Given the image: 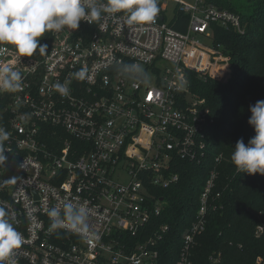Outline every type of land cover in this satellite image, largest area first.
<instances>
[{
	"label": "built area",
	"instance_id": "2783aa9c",
	"mask_svg": "<svg viewBox=\"0 0 264 264\" xmlns=\"http://www.w3.org/2000/svg\"><path fill=\"white\" fill-rule=\"evenodd\" d=\"M159 7L152 25L129 28L105 14L93 24L81 21L77 30L55 32L39 58L0 44V66L22 75L20 89L0 90V126L10 133L8 159L0 164V206L24 237L10 258L14 264L156 262L169 231L156 222L164 209L156 193L179 182L180 161L203 162L212 124L186 73L224 79L231 60L215 43L214 28L246 29L239 14L206 0H159ZM180 15L188 18L185 31L174 28L185 24ZM118 61L140 63L150 86L121 75ZM82 66L90 78L78 81L71 74ZM66 79L70 95L62 97L52 85ZM216 181L212 172L177 264H192L196 239L220 196ZM67 202L87 206L86 237L68 228L50 231L46 210ZM254 233L264 238V223ZM123 236L142 240L133 245Z\"/></svg>",
	"mask_w": 264,
	"mask_h": 264
},
{
	"label": "trees",
	"instance_id": "16d2710c",
	"mask_svg": "<svg viewBox=\"0 0 264 264\" xmlns=\"http://www.w3.org/2000/svg\"><path fill=\"white\" fill-rule=\"evenodd\" d=\"M222 9L235 12L246 26L243 34L215 27V43L221 44L230 57L231 73L224 79L204 80L188 71L192 96L203 100L210 110L212 124L205 131L206 150L201 164L180 161L179 182L156 194L164 199V209L156 218L158 226L169 231L158 244L159 256L154 264H177L182 238L194 223L199 198L212 172L217 174L215 207L210 209L204 233L197 237L192 251V264H255L264 261V238L255 236V229L264 223V175L236 171L230 156L236 142L243 138L247 145L255 136L248 121L250 106L264 100V0H206ZM185 23L174 26L185 31ZM55 32L45 33L40 43L53 44ZM18 53L14 45L3 44ZM43 54H34L39 58ZM136 245L140 239L123 236Z\"/></svg>",
	"mask_w": 264,
	"mask_h": 264
},
{
	"label": "clouds",
	"instance_id": "9594fccd",
	"mask_svg": "<svg viewBox=\"0 0 264 264\" xmlns=\"http://www.w3.org/2000/svg\"><path fill=\"white\" fill-rule=\"evenodd\" d=\"M160 12L159 0H0V44L14 45L21 57L44 54L46 43H40L45 33H59L65 28L77 30L81 21L90 24L99 22L107 14L117 21L123 20L129 28L152 25ZM122 13V16L116 14ZM101 28L103 25L101 24ZM116 70L127 78L150 86L149 73L140 63L117 62ZM71 76L84 81L89 77V68L82 66ZM22 75L8 65L0 66V90L16 91L21 88ZM70 81H57L52 88L62 97L70 95ZM248 123L253 126L255 136L246 145L239 139L231 153V162L238 173L264 175V100L250 106ZM10 133L0 126V164L7 161L4 144ZM50 231L68 228L87 236L89 210L86 205L72 202L47 209ZM24 237L14 226L10 213L0 206V264H5L22 245Z\"/></svg>",
	"mask_w": 264,
	"mask_h": 264
},
{
	"label": "rangeland",
	"instance_id": "374dc122",
	"mask_svg": "<svg viewBox=\"0 0 264 264\" xmlns=\"http://www.w3.org/2000/svg\"><path fill=\"white\" fill-rule=\"evenodd\" d=\"M174 4L171 3L170 6H169V15H168V20L170 21L172 18H173V15H174ZM189 100H192V98H189Z\"/></svg>",
	"mask_w": 264,
	"mask_h": 264
},
{
	"label": "snow or ice",
	"instance_id": "6c2138e0",
	"mask_svg": "<svg viewBox=\"0 0 264 264\" xmlns=\"http://www.w3.org/2000/svg\"><path fill=\"white\" fill-rule=\"evenodd\" d=\"M149 98L151 99V96H149Z\"/></svg>",
	"mask_w": 264,
	"mask_h": 264
}]
</instances>
